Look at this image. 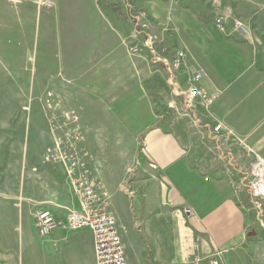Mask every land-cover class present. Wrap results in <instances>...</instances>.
<instances>
[{
    "label": "crops",
    "instance_id": "crops-1",
    "mask_svg": "<svg viewBox=\"0 0 264 264\" xmlns=\"http://www.w3.org/2000/svg\"><path fill=\"white\" fill-rule=\"evenodd\" d=\"M140 10L163 53L185 50L222 90L214 118L200 111V123L191 121L208 132V152L193 145L200 136L188 138L184 118L174 125L158 114L149 53L132 56L124 44ZM222 14L230 27L241 18L250 32L224 33L214 23ZM29 55L46 68L37 77L70 78L64 93L79 90L83 143L112 194L127 264H211L207 257L217 254L220 264H250L249 252L262 256L253 239L264 232L251 228L258 212L241 177L255 155L264 158V0H0L1 96L24 93L23 81L22 91H10L9 79L25 78ZM213 122L234 136L216 137ZM8 126L0 97V174L19 147ZM62 170L0 178V264H97L90 229L37 233L35 208L64 219L77 204ZM183 208L193 213H174Z\"/></svg>",
    "mask_w": 264,
    "mask_h": 264
},
{
    "label": "rangeland",
    "instance_id": "rangeland-1",
    "mask_svg": "<svg viewBox=\"0 0 264 264\" xmlns=\"http://www.w3.org/2000/svg\"><path fill=\"white\" fill-rule=\"evenodd\" d=\"M218 16H225L226 31H223L224 33H226L229 30L233 32L239 31L242 33L250 32L248 25L245 24V22L241 18H235V19L241 20L248 28L247 31L237 28L234 24L235 19H233V24L230 27V24L228 22L229 21L228 15L222 14ZM172 52L170 53L168 52L167 55H146L151 70L155 74L156 78L154 79L157 80L156 81L157 84L156 83L153 84L152 82L149 83L153 93L152 96L154 99V103L158 109V114H162L163 112L165 113L164 114L165 117L173 118L172 120H174V125L180 124L179 122H177V120L182 121L184 118V120L186 121L185 124H187L188 128L190 129L188 138L191 139L194 136L195 137L200 136L199 138H202L203 142L199 143L200 139L198 138L197 141L195 140L194 142L195 144L193 145L196 148L198 147L200 148L201 145V148L204 147V149H206L205 152H208V142L206 141L207 139L205 137V135L208 136V132L205 133L204 128H202L201 130L202 132L198 131L196 128H194L191 121L193 120L194 123L199 124L200 121L198 123L197 120L199 119V113L203 114L202 112H204L208 117L214 118L212 114V107L221 97L222 92L220 97L213 102L212 106H205L203 105V102L198 103L196 102V100H193L192 104L191 102L186 101L187 95H179L180 93H178L175 89L176 87L173 86V83L175 81L182 85L183 91L189 89V87L192 84L202 87L203 90H207L209 92H213V90L215 89L212 88L214 87L212 84L209 85L208 83L209 79H208L207 71L199 63L188 61L189 60L188 55H184L178 58L181 62V63L179 62L181 65L179 70L176 72L175 64L173 63H175V59L177 55H173L174 53L171 54ZM132 56H137V55L132 54ZM29 57H30V61L26 60L25 63V70H26L25 78L9 79L10 91L12 90L14 91L18 89L19 91H22L20 89L23 81L25 86L24 93L9 92L6 95L5 94H3L2 96L0 95L1 101L3 98V106L7 102V106L9 109V126L7 128L8 130L7 135L9 136L10 140L14 137L19 144L18 151H14V153H12V155L10 156L11 158H9L8 173L4 171L3 174H0V178H2L3 180L4 179L6 180V175L7 176L10 175L9 176L10 178H7V180H9L10 183L11 182L13 183V181L16 182L17 178L21 177L23 173H25V177L29 173H31L32 175L34 174L36 178L38 177L35 175V173L39 175V177H41V175L43 176V173L46 172L47 168L52 170L53 167L56 165L60 169H63L62 171L64 173L65 171L63 166L60 164H55L53 163V161L50 163L48 156L52 155L51 151L56 146V143L61 138V135H64V133L67 132L72 133L75 131L76 128H79L82 137H84V130L86 128L85 124L83 123V114H82L83 111L81 108L82 105L79 103V101L81 100L80 93L77 92L79 90L77 89V90H73V92L64 93V85L69 84L70 82L72 83V79L66 77L57 78L54 76L37 77L38 73H41V71L46 72L45 71L46 68L42 67L43 66L42 63H38V66L36 67L35 62L32 59V55H29ZM158 57L167 58L168 61L158 60ZM198 69L204 70L205 75L203 78L197 79L196 82H194L193 77L191 75L195 72V70ZM34 84L36 87H34ZM216 89L222 91L218 87H216ZM68 90H71V88H69ZM218 123H222V122H218ZM213 124L215 126L217 123L213 122ZM214 126L212 127V131L214 135H216L213 129ZM172 129H175V127ZM222 135L223 133L216 135V137ZM225 135H227L228 137L234 136V133L233 131L229 130V134H225ZM81 145H82L81 147H85L83 141ZM213 145L215 146V148H217L218 145L217 141H215V143L213 142ZM210 149H213L212 145ZM89 155L90 157L88 159L90 162V166L93 169H96L93 164V160H94L93 154L89 152ZM130 172H128L126 176V180L131 177ZM241 178H242L241 181H243V183L247 185L249 194L253 198V202H254L253 206L255 207L256 212H258V217H250L251 219L255 218V220L253 219L250 224L251 228L254 230L257 229L258 231L264 232V217H263L264 203L262 201V198L264 199V196L257 194L250 189V187L248 186L249 180L246 177V173L242 175ZM19 181L20 180H18V183ZM42 181L43 179L41 180V182ZM42 188L44 187L42 186ZM126 192L128 191L126 190ZM71 194H73L72 191ZM73 198L75 200L74 196ZM259 203H262V206H260ZM44 208H46V206L44 205L39 206V208H35L36 212L34 213V217H37V213L44 210ZM191 213H193L192 209H191ZM184 214L190 215L188 213H184ZM36 227H37V233L40 237L49 236V235L48 236L41 235V233L38 230L37 219H36ZM139 227L140 226L138 225L137 229H139ZM253 240H254V244L262 247L260 248V253L262 256L258 255L259 254L257 253L258 250L249 252L250 255L248 256L250 257L248 258V260L250 261V264L254 262L253 261L254 259L255 261L261 262L262 257H264V251L262 250L264 249V233L258 234V236H256ZM196 245L198 244L196 243ZM148 255L146 252L145 262H148ZM216 256L218 257L219 255L218 254L215 255V259L212 257H207V258L208 259L210 258V261H217L218 263H221L220 260L216 258ZM255 256H257V258H253Z\"/></svg>",
    "mask_w": 264,
    "mask_h": 264
},
{
    "label": "built area",
    "instance_id": "built-area-1",
    "mask_svg": "<svg viewBox=\"0 0 264 264\" xmlns=\"http://www.w3.org/2000/svg\"><path fill=\"white\" fill-rule=\"evenodd\" d=\"M43 3L46 7L53 6L52 1H44ZM131 18L134 29L124 39V44L127 46L129 53L136 55L147 49L149 55H167L160 50L157 37L147 32L146 12L143 10L137 11ZM214 20L222 31H226L225 16H216ZM234 24L237 28L245 31L248 30L239 19H235ZM173 55H177L175 63H173L177 72L181 65L178 58L187 54L183 49H175ZM158 60L168 61L167 58L163 57H158ZM204 75V70L198 69L191 76L193 77V81L196 82L197 79L203 78ZM173 86L176 87L175 89L180 93L179 95H187L186 101L192 104V101L196 100L198 103L203 102L205 106H212L213 102L220 97L222 92L217 89L209 92L195 84H192L189 89L183 91L182 85L176 81L173 83ZM213 129L216 135L221 133L223 135L229 134V131L225 130L222 123H217ZM82 141L83 137L79 128H76L72 133H64L57 141L54 149H52V155L48 156L50 163L53 161V163L63 166L65 184L73 192L72 195L75 197L77 204L68 209V214L64 219H58L49 209L38 212L36 217L38 230L41 235L48 236L58 228L66 230L90 229L95 239L97 264H127L125 245L112 210V195L100 174L90 166L88 159L90 155L87 149H85L86 147H81ZM246 177L249 180L248 186L250 189L264 196L263 157L255 155V160L246 172ZM262 201L264 203L263 198ZM259 205L262 206V203H259ZM180 212L192 214L190 208L174 210L175 214H179ZM193 260L200 262L202 257L196 254ZM211 264L220 263L212 261Z\"/></svg>",
    "mask_w": 264,
    "mask_h": 264
},
{
    "label": "bare ground",
    "instance_id": "bare-ground-1",
    "mask_svg": "<svg viewBox=\"0 0 264 264\" xmlns=\"http://www.w3.org/2000/svg\"><path fill=\"white\" fill-rule=\"evenodd\" d=\"M95 240V239H94Z\"/></svg>",
    "mask_w": 264,
    "mask_h": 264
}]
</instances>
